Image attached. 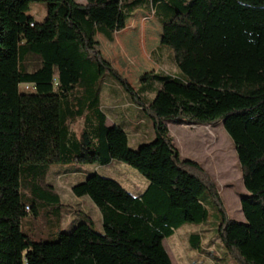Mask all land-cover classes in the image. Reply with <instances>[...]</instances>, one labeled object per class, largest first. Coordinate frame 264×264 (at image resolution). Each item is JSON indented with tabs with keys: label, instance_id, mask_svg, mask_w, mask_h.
<instances>
[{
	"label": "trees",
	"instance_id": "16d2710c",
	"mask_svg": "<svg viewBox=\"0 0 264 264\" xmlns=\"http://www.w3.org/2000/svg\"><path fill=\"white\" fill-rule=\"evenodd\" d=\"M29 2L45 3L43 21L22 9ZM138 10L160 25L159 46L170 48L179 74L147 71L133 88L103 57L97 35L113 40ZM105 74L130 96L138 121L151 122L154 139L136 150L124 128L106 123ZM78 119L80 135L71 129ZM170 120L222 123L247 191L244 221L229 218L209 175L181 158ZM111 161L148 184L133 195L98 171L77 179L72 193L99 209L101 232L89 216L52 241L25 232L23 217L39 216L44 200L61 205L43 183L51 166ZM204 195L236 264H264V0H0V264H172L163 240L207 220ZM199 240L192 234L190 247Z\"/></svg>",
	"mask_w": 264,
	"mask_h": 264
},
{
	"label": "rangeland",
	"instance_id": "374dc122",
	"mask_svg": "<svg viewBox=\"0 0 264 264\" xmlns=\"http://www.w3.org/2000/svg\"><path fill=\"white\" fill-rule=\"evenodd\" d=\"M84 3V0H76ZM29 18L41 22L46 17V5L43 2H29L22 6ZM160 26L156 19L147 10L137 11L127 22L126 28L113 35L108 41L97 35L99 49L103 57L109 60L112 67L124 77L133 88L139 84V76L147 71L168 73L174 72L172 61L167 56L168 46L154 49L159 40ZM152 49H154L152 53ZM165 51V52H164ZM152 53V54H151ZM152 55V56H151ZM32 59V62H36ZM178 71V70H177ZM103 81L104 94L101 97L102 108L108 118V124H118L129 134V147L136 150L141 144L154 139L151 122L144 117V123L138 122L135 113L126 115L122 111L126 108L130 96L119 86L117 81L105 74ZM148 94V97H153ZM117 105L118 108H115ZM141 115L142 112H140ZM170 120L167 123L168 132L173 144L178 149L181 158L197 162L214 182L220 195L222 204L229 218L244 221L240 200L247 195L243 185L242 171L232 140L225 132L222 123L189 124ZM83 128V119L74 121L71 129L80 135ZM99 173L118 180L131 194L140 193L148 180L131 166L113 161L109 165L99 166ZM74 165L51 166L44 184H49L61 198V205L43 201L39 208V216L27 213L23 217L25 232L34 234L36 240L52 241L57 238L58 231H66L89 216L94 221V229L101 232L98 221V208L88 197L77 200L72 193L71 184L79 180L68 176L54 175L51 171L71 170ZM137 189H132V184ZM208 217L204 223H186L177 229L174 234L163 240V246L169 254L172 264H236V258L223 248L222 243L215 235L219 224V216L215 205L207 195L203 197ZM56 207L60 208V215L56 217ZM71 217V220H69ZM72 224V225H69ZM192 234L200 237L196 249L190 247L189 238Z\"/></svg>",
	"mask_w": 264,
	"mask_h": 264
},
{
	"label": "crops",
	"instance_id": "0c3cea01",
	"mask_svg": "<svg viewBox=\"0 0 264 264\" xmlns=\"http://www.w3.org/2000/svg\"><path fill=\"white\" fill-rule=\"evenodd\" d=\"M138 11H140V10H138ZM130 19V18H129ZM128 19V20H129ZM128 22V21H127ZM126 26H127V23H126ZM160 26V25H159ZM126 28V27H125ZM118 33V32H117ZM159 41H160V34H159V40H158V43H157V45L155 46V48L154 49H160V46H159ZM154 49H152V53H153V51H154ZM151 53V54H152ZM152 56V55H151ZM167 56L169 57V59H170V56H169V53H167ZM108 60V59H107ZM109 61V60H108ZM111 64V63H110ZM112 65V64H111ZM113 66V65H112ZM175 67V66H174ZM179 74V72L176 70V69H174V72L172 73V75H178ZM126 108L127 109H125V111L123 110L122 112L123 113H125L126 115H129V113H135L136 115L138 114L137 113V107L136 106H134V105H132V104H130V102H127L126 104ZM114 106H116L115 108H118V106L117 105H114ZM111 121H112V123H113V121H114V119L111 117ZM140 121H142V120H139L138 122H140ZM106 123H107V125H110V124H108V118L106 119ZM111 123V124H112ZM128 139L130 140V138H129V134H128ZM111 162H113V161H111ZM110 162V163H111ZM110 163H108V165L110 164ZM99 169H101L99 166H87V165H82V166H78V167H76V168H74L73 170H70V171H58V170H53V171H51V173L52 174H54V175H57V177H60V176H68V177H70V178H72V179H81V178H83V177H85V175H86V173H88V172H92V171H99ZM115 180V179H114ZM117 182H118V180H116ZM120 183V182H119ZM138 184V183H137ZM137 184H132L131 185V188L133 189H137L138 187H139V185H137ZM73 185L71 184V187H72ZM121 186L125 189V190H127L122 184H121ZM146 186H147V184H146ZM145 186V187H146ZM145 188H143V190H144ZM142 190V191H143ZM128 191V190H127ZM129 192V191H128ZM141 193V192H140ZM86 197H88V196H82V197H77L76 196V198H77V200H81V199H83V198H86ZM89 198V197H88ZM89 200H91L90 198H89ZM92 202V201H91ZM97 212H99L98 213V216H99V218H98V221H99V223L101 224V214H100V211H99V209H98V211ZM90 218V217H89ZM90 219H92V218H90ZM69 220H71V217H70V219ZM93 220V219H92ZM94 222V221H93ZM169 255V254H168Z\"/></svg>",
	"mask_w": 264,
	"mask_h": 264
}]
</instances>
